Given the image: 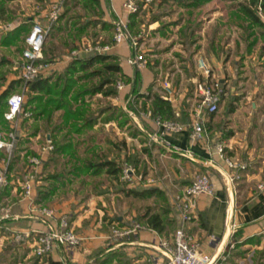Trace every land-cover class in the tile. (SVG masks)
I'll return each mask as SVG.
<instances>
[{
    "label": "rangeland",
    "instance_id": "obj_1",
    "mask_svg": "<svg viewBox=\"0 0 264 264\" xmlns=\"http://www.w3.org/2000/svg\"><path fill=\"white\" fill-rule=\"evenodd\" d=\"M48 1L49 0H14L9 2L7 4L8 10L5 14L8 18L0 20V36L2 33L16 29L21 24L24 25L28 23L29 26H32L34 23L33 17H35V19L39 18L41 9L46 7ZM185 1L186 0H148L147 5L143 6L140 13H138L137 21L140 23L142 22L140 27L141 42L144 41L143 46H140L141 43L139 44L140 51L148 61L147 67L151 69V71L157 72V74H154L155 77L153 78L151 89L149 90L147 86H145L141 92L151 97H141L136 100L135 105L138 112L137 110H129V108H127L128 101L126 96L130 92L131 83L128 84L127 78L122 74L116 75L113 84L118 90L117 94L105 96L102 93H97L93 96L85 97V102L91 103L95 111L99 108L111 107L112 110H115L116 114H119L120 108H123L130 119V122L124 127H121L116 121L109 122L107 125L97 124L90 132L94 139H90L87 144H81L76 151V155L79 156V158H85L87 155L89 156L91 152H87L85 148L88 144H91L97 146V151L102 154H107L112 159H118L119 161L124 160L120 178L116 179L115 176L111 177L106 173H102L101 175L83 174L81 176H73L70 174L68 176V172L74 167L75 161L71 159L69 155H61L56 158L50 156L47 160L48 165L44 166L41 172L43 178L37 183L38 186L36 190L48 191L55 183L58 185V189L45 201V203L57 205L56 207L60 212L76 209L79 210L81 214L89 213V215L93 216L102 213L103 218H110L109 221H112L113 218L115 219V217L119 215H123L125 219L133 221L135 218H144L159 209V204L161 202L157 198H137L134 195H128L127 192H123L121 189L123 186L128 187V189H142L152 185L151 183L148 185H142V183L137 184L135 178H125V168L134 170L131 176L143 175L145 177H151L153 180H158L157 183H161L165 180L169 182L174 180L167 174V179H162L163 172L160 171L159 168L163 167L166 162L157 160V158L155 160L153 158V150L152 156L143 150L144 147L150 145V141L154 142L149 137L150 133L155 132L154 125H156V123L153 119L160 117L164 120L177 121L176 119H168L161 115H154L153 112V95L154 93H158L162 97L165 81L169 80L174 89H176V92L179 93L176 102L179 108L178 111H182V113L184 112L192 118L194 105L198 103L195 79L199 76L198 59L201 57H158V55H156L160 51H165L166 48L169 49V44L172 43L173 40L182 43L181 47L186 49L188 53L194 51V43H196V47H201V56L207 59L210 67L214 71V75H216L217 78L223 79L225 96L220 104L217 113L218 117L224 113L226 106L231 101L232 95H235L233 91L235 93L242 92L245 85L250 87L252 84L254 86H261L263 87L261 89H264V69L260 70L262 72H258L259 76L257 78L248 80V82H242L241 80L243 78L241 77L243 76L239 77L237 73L238 66L241 71L245 70L244 67L247 66V62L241 58L246 48V43L243 41L244 31L238 25V19L233 16V13L239 9V5L244 0H212L201 7L191 10L184 5ZM69 2L68 7H70V10L65 13L59 24L64 26V28L56 31L54 37L48 34L44 48L46 52L50 51L51 45L54 47L55 57L52 61L51 69L53 71L55 68L54 63L59 62L60 65L58 68L56 67V72L58 73L62 71L64 65H67L66 63H68L74 55H81L83 57L87 55L85 51L80 52V54H74V51L83 50L84 42L87 43L89 41L94 45L98 42L112 45L114 41L115 25L112 24L114 21L112 22L113 19L107 11L103 20L110 22L111 26L105 27L103 22L100 21L99 18H96L102 17L103 15H93L91 10L83 8L81 2H79L77 6L73 4L74 1L70 0ZM99 11V7H96V12ZM189 11H193L190 20L194 24L191 27H195L196 30L193 37L185 39L181 29L187 24L186 21L189 16ZM156 15L161 16L160 23H162L163 26L156 24V26H158L153 28L150 25V21ZM90 17H92L93 21H98V24L92 25L83 33H78V27ZM75 21L81 22L79 25H74ZM10 24L12 28L7 29L6 27ZM164 26L165 29L163 28ZM161 28L163 29L160 30ZM78 34H81V36H78ZM27 35V32L23 31L22 38L17 45L10 47L12 53L4 54V52L0 50V62L2 60L6 62L5 65L1 66V69L8 71L7 82L5 86L1 88L0 92L5 90L11 81L19 79L20 69L18 62L21 60L20 54L25 46ZM152 37H155L156 40L150 41ZM190 42H192V45L189 46ZM233 52L234 54L239 53V55L233 56ZM3 54L10 57H2ZM44 54L46 58V53ZM253 61L256 62L255 60ZM246 70L249 74H252L249 68ZM52 71L48 75H50ZM254 73L252 75H254ZM254 79L256 81H254ZM98 80L99 78H94V81ZM119 82L123 83L125 87L119 89ZM233 86H236L235 90H232ZM16 91H22L20 84L14 87L11 94ZM238 95V97H242L241 94ZM28 97L27 94L26 101H28ZM78 103L80 104V102ZM29 107L31 106H28V112L32 113L33 111L30 110ZM33 107H35V105ZM61 113V111L54 112L53 122L60 120ZM32 117L33 116H30L29 119L25 121L21 118L19 127L23 133H25V136L23 140L18 143V149L25 155H41L43 152L42 148L50 143V141L53 145L50 134L51 129L45 127L44 120L38 119V121H34L35 119ZM145 121L149 123L148 125L150 128L145 126ZM36 125L39 127L37 132L35 130ZM0 127L6 130L8 126L0 119ZM135 127L138 129L139 134L137 137H131L129 132L135 131ZM34 135H37V137H34ZM86 136L87 134H84L82 137ZM147 138L148 142L143 144L142 140L146 141ZM1 153L2 152H0V154ZM48 154L49 153H46L45 157H47ZM126 155H131L132 159L137 157L140 161L139 165L136 166L134 163L125 160L124 158ZM168 161V168H172L173 166L176 168V165L171 164L174 163L173 160L168 159ZM144 164H146V170H144ZM11 168L13 169V171H11V178L16 187V190H14L16 194L12 196L13 203H16L13 209L15 212L21 213V209L17 203L21 198L20 186L27 172L30 171V168L28 167L26 159L21 156L15 159ZM57 173L65 175L63 184L49 178V175ZM194 177L195 176H189L188 181ZM108 212H110L112 216L108 215ZM9 230L10 229L4 227L0 228V264H34L35 259L33 257L28 258L27 256L30 246L24 242H16L13 240ZM239 247L240 249L236 250L237 252H234L230 258L226 256L221 264H264V233L262 235H254L247 241L239 244L237 248ZM215 264L219 263L215 262Z\"/></svg>",
    "mask_w": 264,
    "mask_h": 264
},
{
    "label": "crops",
    "instance_id": "obj_2",
    "mask_svg": "<svg viewBox=\"0 0 264 264\" xmlns=\"http://www.w3.org/2000/svg\"><path fill=\"white\" fill-rule=\"evenodd\" d=\"M123 1L111 0V5L117 16L126 18L128 16L123 10ZM160 22V20L155 21L150 25L156 28L160 25ZM156 24L158 25L156 26ZM151 40H156V38L152 37ZM140 43V46H143L144 41ZM194 44V51L188 53L186 49L181 47L182 43L173 40L169 44V49L166 48L165 51L155 54L158 57H202L201 47L198 48L196 43ZM262 44H264V40L260 39L251 52L247 50V46L243 51L241 58L247 62V66L244 67L245 70L243 71L239 69V66L237 67L239 77L243 76L241 77L243 78L242 82L257 78L259 76L258 72H262L260 70L264 69V55L259 54ZM138 48H134L128 41H125L119 45H113L109 53L118 55L125 73L133 76L137 66L131 65L128 59L133 54L140 52V47ZM0 50L4 54L12 53L10 48H0ZM237 55L239 53L234 54L233 52V56ZM6 57L10 56L7 55ZM54 64L55 68L52 72L56 71L60 65L59 62ZM247 68L250 69L252 74L255 72L254 75L249 74L246 70ZM140 69L144 75L145 86H147L153 81V73L147 66L140 67ZM221 80L223 81V79ZM254 81L256 80L254 79ZM261 88L263 87L254 86L253 84L250 87L245 85L242 92L235 93L233 91L235 95H232L231 101L220 117L217 116L218 112L213 116L211 114L205 116L203 118L205 129V138L203 140H192L191 133L193 130L191 122L190 125H185L182 131L166 135L165 142L168 144H165V142H154L156 146L153 148V158L166 162L163 167L159 168L163 172L162 179H167V175L174 179L170 182L165 180L161 183H157L158 180L156 181L155 179V183L150 185L160 186L167 191L172 207L169 213L172 225L168 233L160 234L156 230L148 228L145 223L133 224V221L125 219L123 215L117 216V220L113 218L112 221H109L110 218H103L102 213L93 216L89 215V213L81 214L76 209L62 211L72 215V228L84 238L81 246L70 256L72 263L168 264L167 258L155 249V246L160 238L170 236L181 224L178 213L173 207V198L175 195L181 194L184 188L192 183L193 179L188 181L189 176H195L197 173H209L215 186L214 195L202 194L194 199L191 213L192 219L185 223V226L199 242L200 249L204 254L209 255L215 259L216 263L221 264L227 253L230 258L234 252H237L236 250L240 249L239 247L235 248V250L227 251L228 245L233 238L237 239L238 244H241L254 235H262L264 233V189H259L258 187L264 181V89ZM235 89L236 86H233L232 90ZM238 94H241L242 97H238ZM173 105L177 110L179 109L176 104ZM230 108H232V112L228 113ZM107 124L105 123L104 125ZM23 137L21 135L17 143L21 142ZM34 137H37V135H34ZM219 143L225 146L226 156L241 161L248 166L243 172L242 178L235 184L234 190L228 189L226 185V163L216 152V147ZM168 159L174 161L171 164L176 165V168L174 166L168 168ZM43 169L44 166L42 164L38 171L34 172L35 175H39L38 177L36 176L39 181L42 179L40 175ZM8 188H10V193L3 195L0 200H9L14 207L16 203H13L12 196L16 194L14 192L16 187L12 184ZM38 192L35 190L37 203L52 207L57 206L53 203H45L50 197L48 199H40ZM17 203L21 213L15 212L13 207L12 212L22 215V218L7 221L6 223L11 225V229H46L43 222L37 220L30 213L27 205H23L21 198ZM108 215H111V213L108 212ZM137 224L140 226L136 227ZM113 226L129 232L124 236H116L112 233ZM10 233L12 235L11 231ZM24 243L30 246V248L28 247L27 256L35 259L34 264L61 263V255H63L61 248L48 256L40 257L33 252L32 239L24 241ZM116 251L121 252V257L116 255L112 258V261L102 263L112 252Z\"/></svg>",
    "mask_w": 264,
    "mask_h": 264
},
{
    "label": "trees",
    "instance_id": "obj_3",
    "mask_svg": "<svg viewBox=\"0 0 264 264\" xmlns=\"http://www.w3.org/2000/svg\"><path fill=\"white\" fill-rule=\"evenodd\" d=\"M11 1L14 0H0V20L8 18L5 14L8 10L7 4ZM69 1L70 0L65 1L64 11L61 13L58 21L52 23L51 29L48 33L50 36L54 37L56 35V31L64 28V26L59 24L65 13L70 10V7H68V4L70 3ZM72 1H74L73 4H75V6L81 2L83 8L91 10L95 16L99 14L101 16L103 15L102 17L96 18H99L105 27L111 26L110 22L103 20L106 11L113 19L112 22L117 19V15L112 10L111 0ZM210 1L212 0H186L184 5L191 10L201 7ZM143 5L144 2H141V7ZM259 6H261L264 10V0H244L239 5V9L233 13V16L238 19V24L243 28V40L246 42L247 50L249 52H251L258 44L260 39L264 40V20L259 14ZM96 7H99V12H96ZM192 12L193 11H189V16L186 21L187 24L181 29L185 39L193 37L195 34L196 28L191 27L194 23L190 20ZM137 16L138 13L129 16L131 22L129 24L130 34L127 41L130 44L135 38H138L139 44L141 42L140 27L142 22L140 23L137 21ZM160 18V15H156L151 19L150 23L159 21ZM80 22L81 21H75L74 25H79ZM96 24H98V21H93L92 17H90L78 27V33H83L89 27ZM160 26H163L162 23H160ZM163 28L165 29V26ZM31 29L32 26L25 23L24 25L21 24L12 31L2 33L0 36V48H10L17 45L19 40L22 38L23 31H26L27 34H29ZM78 36H81V34H78ZM190 45H192V42H190L189 46ZM44 53H46L47 56L46 58L44 56L45 61L52 63L55 57L54 47L51 45L50 51L45 52L44 50ZM259 54L264 55V44H262ZM2 57L6 56L3 55ZM5 64L6 62L4 60L0 62V91L7 82L8 71L1 69V66ZM152 73L154 78V74H157V72L155 73L152 71ZM117 74L124 75L128 80V84L131 83L130 92L126 96L128 101L127 108H129V110H137L138 112L135 105L136 100L141 97H151L150 95L147 96L141 93L142 89L146 85L143 72L140 67H137L133 76L126 74L123 66L121 65L120 57L113 53L92 52L87 53L84 57L81 55H74L67 65L63 67L61 72L58 73L54 71L48 76H42L26 83L28 85L27 94L29 97L25 105V111H28V106H31L29 109L33 111L31 116L35 119L34 121L42 119L44 120L43 122L45 127L47 129H51L50 134L54 149L47 152L49 153V157L47 156L43 158V166L48 165L47 160L50 156H54V158H56L61 155H69L75 163L74 167L68 172V176L70 174L73 176H81L83 174L101 175L102 173H106L108 176H115L116 179L120 178L124 160L119 161L118 159H112L107 154H102L97 151V146L91 144H88L85 148L87 152L91 151L89 156L87 155L85 158H79V156L76 155V151L81 144H87L90 139H94L90 132L97 124H105L116 121L121 127H124L128 122H130V119L126 115L123 108H120L118 112L119 114H116L115 110H112L111 107H103L95 111L93 110L91 103L85 102L86 96H93L97 93H102L105 96L117 94L118 90L113 85ZM94 78H99V80L94 81ZM17 84H20L21 88L23 87V84H25L20 76L19 79L11 81L6 89L0 92V119L6 124V126H8L6 130L11 129V124L6 120L5 112L8 109L9 97L13 94H11V91ZM151 87L152 82L147 85L149 90ZM224 96L225 91L222 95V100L224 99ZM78 102H80V104ZM34 105L35 107H33ZM152 106L154 115H161L162 117L168 119H176L184 125H190L192 122V119L188 116V114L178 111L172 102L165 100L158 93H154L153 95ZM56 111H61L62 113L60 114V120L53 122V114ZM230 112H232V108L229 109L228 113ZM215 114L216 113H213L211 116ZM21 116H23L22 118L24 121L29 119V117H24V114ZM148 124L149 123L145 121V126L150 128ZM154 128L157 130V125H154ZM35 130L36 132L39 130L38 125H36ZM84 134H87V136L82 137ZM129 134L131 137H137L139 134L138 129L135 127V131H130ZM145 142H148V138L146 141L142 140L143 144H146ZM155 146V143L150 141V145L148 147H144L143 150L152 156V150ZM19 153L20 149H18L17 143L15 159L20 156ZM2 156L3 153L0 154V159ZM124 159L128 162L134 163L136 166H138L140 162L137 157L132 159L131 155H126ZM144 170H146V164H144ZM36 176L38 177L39 175ZM40 176L43 178V174ZM49 178L63 184L65 175L62 173L54 175L51 174L49 175ZM57 189L58 185L55 183L48 191L40 190L38 192V197L40 199H48L56 192ZM121 190L123 192H127L128 195H134L137 198H157L161 202L159 204V209L144 218H135L132 223H145L148 225V228L154 229L160 234L168 233L169 228L172 225V220L169 217L172 207L166 189L160 186H149L142 189H128V187L123 186ZM9 193L10 188L7 187L0 194V199L3 195ZM114 220H117V217H115ZM69 221H72V215H69ZM232 241L236 242L234 248L231 247ZM238 246L239 244L237 239L233 238L228 245L227 251L235 250ZM116 255L121 257L122 254L119 251L112 252L102 261V263L112 261V258ZM228 255L229 254L227 253V257H229ZM59 264H62V262Z\"/></svg>",
    "mask_w": 264,
    "mask_h": 264
},
{
    "label": "built area",
    "instance_id": "obj_4",
    "mask_svg": "<svg viewBox=\"0 0 264 264\" xmlns=\"http://www.w3.org/2000/svg\"><path fill=\"white\" fill-rule=\"evenodd\" d=\"M66 0H49L46 7L41 9L39 18L33 17L32 29L26 37L25 46L21 53V60L18 62L20 69V78L24 81L22 91L14 92L8 100V109L5 112L6 120L11 124L10 130L0 127V152L3 153L0 159V194L13 184L11 178V168L13 160L16 157L17 140L25 133L20 129L22 114L24 117H30L31 113L25 111L26 97L28 91V81H32L42 76H47L52 71V63L45 61L44 46L51 29L52 23L58 21L61 13L64 11ZM148 0H124L122 7L128 17L123 18L117 16L113 24L115 25V33L113 36V44H101L98 42L94 45L91 42H84L83 50L74 51V54L109 52L113 45H119L127 41L129 37L130 15L139 13ZM141 2L144 5L141 7ZM259 14L264 20V10L259 6ZM10 26V27H9ZM12 28L11 24L6 27ZM131 45L139 49L138 38H135ZM128 62L137 67L147 66V59L144 58L142 52H137L129 57ZM199 76L196 77V96L198 103L194 105L192 114V133L191 138L194 141H200L205 138V129L203 126V118L207 115L217 113L222 102V95L225 91L223 81L214 75L213 69L210 67L207 59L201 57L198 59ZM119 89L125 87L121 82L118 83ZM178 92L174 89L172 83L167 80L163 85L162 97L174 104L177 102ZM157 125V130L150 133L149 137L157 143L165 142V136L175 132H180L185 125L179 121L164 120L160 117L153 119ZM165 144H168L165 142ZM54 146L48 143L42 148V153L37 155H25L20 152L22 158H26L30 171L27 172L24 181L21 183V202L27 205L30 213L46 226L45 230L40 229H11L6 224L9 220H19L22 218L20 214L12 212L13 204L11 201L0 200V228L10 229L12 238L16 242H24L32 239V247L35 255L44 257L53 253L57 249H62V264H73L71 254L74 253L82 244L84 238L72 228L69 221V213L60 212L56 207L39 204L36 201L35 190L37 182L35 171L43 164V158L46 153L51 151ZM217 154L225 161L226 185L228 189L234 190L235 184L239 181L243 172L248 168L247 164L234 160L225 155V146L219 143L216 147ZM178 151V149H177ZM125 178H135L137 184L148 185L155 183L151 177L143 175L131 176L134 170L125 168ZM259 189H264V181L258 185ZM214 195L215 186L209 173H198L193 178L190 185L186 186L181 194H177L173 198V207L178 213L181 224L168 237L160 238L155 249L160 251L168 260V264H215V259L204 254L200 249V244L194 235L185 226V223L192 219V207L194 199L199 195ZM140 225L137 224L136 227ZM129 231L120 229L116 226L112 227V233L116 236H124ZM231 247H235V242H231Z\"/></svg>",
    "mask_w": 264,
    "mask_h": 264
}]
</instances>
